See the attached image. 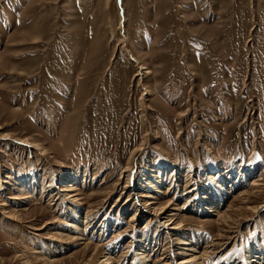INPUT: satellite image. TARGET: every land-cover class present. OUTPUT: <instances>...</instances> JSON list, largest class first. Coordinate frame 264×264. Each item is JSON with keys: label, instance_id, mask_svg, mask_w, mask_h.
Listing matches in <instances>:
<instances>
[{"label": "rangeland", "instance_id": "374dc122", "mask_svg": "<svg viewBox=\"0 0 264 264\" xmlns=\"http://www.w3.org/2000/svg\"><path fill=\"white\" fill-rule=\"evenodd\" d=\"M257 253L264 0H0V264Z\"/></svg>", "mask_w": 264, "mask_h": 264}, {"label": "bare ground", "instance_id": "6f19581e", "mask_svg": "<svg viewBox=\"0 0 264 264\" xmlns=\"http://www.w3.org/2000/svg\"><path fill=\"white\" fill-rule=\"evenodd\" d=\"M148 73H150V71H149ZM15 219H16V218H14V220H15ZM17 220H18V219H17ZM191 250H195V249H194V248H191ZM257 254L259 255L260 253H257ZM261 256H262V257H261ZM259 258H260V260H261V259H262V260L264 259V257H263L262 254L259 255ZM184 262H189V260H184ZM184 262H183V263H184Z\"/></svg>", "mask_w": 264, "mask_h": 264}]
</instances>
